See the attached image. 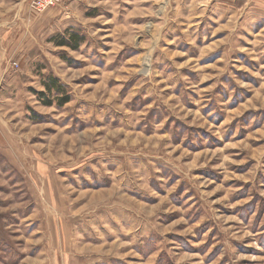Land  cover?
<instances>
[{"label":"rangeland","instance_id":"rangeland-1","mask_svg":"<svg viewBox=\"0 0 264 264\" xmlns=\"http://www.w3.org/2000/svg\"><path fill=\"white\" fill-rule=\"evenodd\" d=\"M0 264H264V0H0Z\"/></svg>","mask_w":264,"mask_h":264},{"label":"trees","instance_id":"trees-1","mask_svg":"<svg viewBox=\"0 0 264 264\" xmlns=\"http://www.w3.org/2000/svg\"><path fill=\"white\" fill-rule=\"evenodd\" d=\"M82 42V37H79L74 32L65 31L64 37H59L56 44L59 47H67L76 50ZM40 86L43 91L36 93V95L39 97V101L43 105L51 106L52 104H55L56 107L62 108L70 101V96L67 91L56 78L48 76L41 81Z\"/></svg>","mask_w":264,"mask_h":264},{"label":"built area","instance_id":"built-area-1","mask_svg":"<svg viewBox=\"0 0 264 264\" xmlns=\"http://www.w3.org/2000/svg\"><path fill=\"white\" fill-rule=\"evenodd\" d=\"M74 0H29L28 8L30 12L42 13L57 7L59 3L71 2Z\"/></svg>","mask_w":264,"mask_h":264},{"label":"crops","instance_id":"crops-1","mask_svg":"<svg viewBox=\"0 0 264 264\" xmlns=\"http://www.w3.org/2000/svg\"><path fill=\"white\" fill-rule=\"evenodd\" d=\"M1 1H3V2H8V1H10V0H1ZM29 1V0H28ZM68 10V9H67ZM65 13L67 14V12H66V10H65Z\"/></svg>","mask_w":264,"mask_h":264}]
</instances>
